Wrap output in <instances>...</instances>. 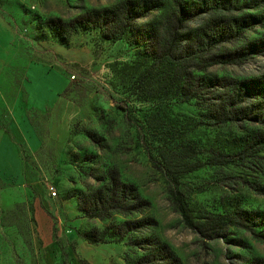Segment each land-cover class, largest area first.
I'll return each instance as SVG.
<instances>
[{
    "label": "rangeland",
    "instance_id": "374dc122",
    "mask_svg": "<svg viewBox=\"0 0 264 264\" xmlns=\"http://www.w3.org/2000/svg\"><path fill=\"white\" fill-rule=\"evenodd\" d=\"M119 1L0 0V24L9 34L0 46V264H95L96 253L104 259L97 244L81 235L105 230L124 216L87 217L81 208L84 196L105 182L112 167L121 182L133 184L148 200L142 215L156 221L129 233L127 241L147 237L164 242L181 264H250L257 259L264 264V195L255 191L264 186V149L235 164L204 165L180 175L182 200L192 217L245 209L262 221L254 226L257 235L228 226L210 239L182 223L164 175L145 150L153 127L145 116L151 111L166 120L173 134L182 133L199 148L224 152L237 151L257 125L199 124L200 110L193 99L143 101L135 79L148 60L129 34L110 41L95 30L71 31L60 25ZM263 35L264 23L235 44ZM69 51L76 60L66 58ZM29 63L41 64L43 71L35 70L24 83ZM197 75L205 80H264V53L238 66H214ZM64 78L69 86L56 101ZM14 117L26 143L10 124ZM31 133L40 142L33 152L27 148L33 144ZM152 138L156 146L154 134ZM143 248L124 244L121 252L111 250L109 264H131ZM86 250L90 256L84 259Z\"/></svg>",
    "mask_w": 264,
    "mask_h": 264
},
{
    "label": "trees",
    "instance_id": "16d2710c",
    "mask_svg": "<svg viewBox=\"0 0 264 264\" xmlns=\"http://www.w3.org/2000/svg\"><path fill=\"white\" fill-rule=\"evenodd\" d=\"M263 23L264 0H122L110 7L84 11L60 23L66 30H95L110 41L129 34L131 43L140 46L148 60L135 79L143 101L166 104L169 100L193 99L200 110L199 124L257 125L237 151L224 152L199 148L182 133L173 134L157 111L145 116L149 126H153L145 146L147 156L164 175L182 223L205 239L218 236L228 226L257 235L254 226L262 224L261 220H254V211L245 209L204 212L202 216L192 217L182 200L179 177L204 165L235 164L264 149V80H205L197 75L214 66H238L263 54L264 35L242 45L235 44L243 34ZM152 134L158 142L156 146ZM255 191L264 195V186H258ZM148 207V200L138 194L133 184L121 182L112 167L106 172L105 182L84 196L81 209L87 217L103 219L114 213L124 219L109 224L105 230L93 229L81 236L90 244L122 242L144 247L131 264H181L164 242L147 237L132 242L125 239L129 233L155 225L154 218L142 215ZM261 263L257 259L250 264Z\"/></svg>",
    "mask_w": 264,
    "mask_h": 264
},
{
    "label": "crops",
    "instance_id": "0c3cea01",
    "mask_svg": "<svg viewBox=\"0 0 264 264\" xmlns=\"http://www.w3.org/2000/svg\"><path fill=\"white\" fill-rule=\"evenodd\" d=\"M8 37H9L8 32L0 24V46ZM66 54H67L66 58H68V60L69 59L71 61L76 60L75 54L72 53L71 51H69ZM1 56L2 55L0 54V59H1ZM42 69H43V67L39 63H29L27 65V67H26V70H25L24 83H26V81L29 80L30 76L34 77L35 70H37L36 72L40 73L41 71H43ZM67 84H68V80L66 78H64V80H62L61 85H59V87L57 88L60 92L56 95V101H57V99L59 97V94L63 91V89L66 87ZM10 124H12L13 130H15L19 134V137H20V139H22V142L23 141H27L25 135L23 134V132H21L20 129H19L20 125H19V121H17L16 117L10 119ZM31 138H33V144H30L29 146H27V148L29 149L30 152H33L39 147L40 142L37 141V139L33 136L32 133L30 134L29 141L31 140ZM23 143H26V142H23ZM18 165H19V168H21L20 159H19V164ZM46 225L48 227V224H46ZM49 238L50 237H49V229H48V237H47V239L45 241L46 242L49 241ZM95 248H96V251L97 250L98 251H103V253L105 255V258L102 259L101 255H100L101 253L94 254V255H96V256H94L95 257V260H94L95 264H97V263L109 264L110 255H113V252H111V250H114V251L117 250V252H121L124 249V244L122 242H104V243L97 244V247H95ZM110 253H112V254H110ZM89 256H90V251L86 250L85 254L83 255L84 259H87ZM84 262H86V261H84Z\"/></svg>",
    "mask_w": 264,
    "mask_h": 264
}]
</instances>
